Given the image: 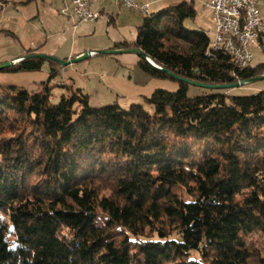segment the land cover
<instances>
[{
  "label": "trees",
  "instance_id": "16d2710c",
  "mask_svg": "<svg viewBox=\"0 0 264 264\" xmlns=\"http://www.w3.org/2000/svg\"><path fill=\"white\" fill-rule=\"evenodd\" d=\"M196 14L189 2L151 12L114 49L206 84L264 75V62L210 57L207 31L185 25ZM48 63L35 91L0 83V264H264V92L190 98L139 56L147 76L179 89L96 108L55 85L63 67Z\"/></svg>",
  "mask_w": 264,
  "mask_h": 264
},
{
  "label": "crops",
  "instance_id": "0c3cea01",
  "mask_svg": "<svg viewBox=\"0 0 264 264\" xmlns=\"http://www.w3.org/2000/svg\"><path fill=\"white\" fill-rule=\"evenodd\" d=\"M15 1L4 6L0 11L2 14L0 24H3L1 31L5 35L12 32L19 40L21 39L19 36H23L24 41L21 51L1 58L0 63L17 62L27 56L29 50L62 60L91 52L92 56L86 61L63 68L58 76L60 78L58 83L62 87L66 85L83 90L90 96L91 105L96 108L112 104L120 99L139 102L145 94L147 97L149 91L163 88L155 79H149L139 68V56L136 54H94L97 51L114 50L115 45L132 41L129 37L134 36L133 27L140 26L145 18L139 11L129 10L115 0H100L93 7L100 13V18L94 23L77 24L71 9L72 0ZM137 2L151 4L152 13H154L170 4L181 2L193 3L195 9L197 5L205 8L208 0H137ZM257 2L264 15V0H257ZM63 9L67 11L62 13ZM137 15L143 16V19L140 20ZM18 17H20L19 21H17ZM13 20L16 22L12 23ZM207 23L213 27L210 12ZM128 26H130L129 30H127ZM196 29L207 31L202 27ZM207 33L211 37L213 30ZM136 36L137 32H135V38ZM44 66L43 70L38 72L0 73V83L35 91L39 88V84L49 79L50 65L46 68ZM135 74L139 79L134 81ZM12 76H18L19 82L12 81L10 79ZM61 90L63 93L64 90Z\"/></svg>",
  "mask_w": 264,
  "mask_h": 264
},
{
  "label": "built area",
  "instance_id": "2783aa9c",
  "mask_svg": "<svg viewBox=\"0 0 264 264\" xmlns=\"http://www.w3.org/2000/svg\"><path fill=\"white\" fill-rule=\"evenodd\" d=\"M14 1L10 0L9 4ZM98 1L72 0L77 24L94 23L100 18V13L93 9ZM115 1L129 10L139 11L145 17L150 16L151 4H139L137 0ZM205 8L211 14L214 27L210 57H217V48H227V56L231 60H239L238 68L249 67L255 51L264 50V15L257 0H208Z\"/></svg>",
  "mask_w": 264,
  "mask_h": 264
},
{
  "label": "rangeland",
  "instance_id": "374dc122",
  "mask_svg": "<svg viewBox=\"0 0 264 264\" xmlns=\"http://www.w3.org/2000/svg\"><path fill=\"white\" fill-rule=\"evenodd\" d=\"M17 1H19V0H16L15 2H17ZM6 6H8V4ZM18 6H20V5L18 4ZM72 8H73V6H72ZM155 8H157V7H155ZM196 9H197V14H196L195 19L194 20L190 19V20L186 21V23H185L186 27L189 29H192V30L196 29L198 27H202V28H205L207 31H209V30L214 31V27H212V25L207 23V21H209L208 10L207 9L205 10V8H203V7H199V5L196 6ZM63 10H65V12L67 11V9H63ZM72 12H73V9H72ZM128 13H129V15H131L130 12H128ZM1 16H2V14H0V19H1ZM137 16L140 18V20L143 19V16H140V15H137ZM19 19H20V17L17 18V21H19ZM15 22L16 21H14V20L12 21V23H15ZM2 26H3V24H0V59L7 56V55L17 54L19 51H21L22 43L24 41L23 36H19V38H21L20 40L16 39L14 37V35L12 34V32H9L5 35L1 31ZM130 26L127 27V30H129L128 28H130ZM137 26L139 27V25H137ZM137 26L133 27L134 29H132V32L134 30V33H133L134 36L129 37L132 40L135 39V32H137ZM263 62H264V52L256 50L255 54H254V59L251 63V66H257L258 64L263 63ZM45 64L49 65L48 61ZM47 65H45L44 68H46ZM24 73H26V72H24ZM137 73H139V72H137ZM4 74H7V73H4ZM147 77H149V76H147ZM10 79L12 81L19 82L18 76L17 77L12 76ZM138 79H139L138 75L135 74L134 75V81L138 80ZM149 79H155V78L149 77ZM59 80H60V78L57 77L54 80V83H55V85L62 86L58 83ZM155 80L159 84H161V86H163V88H161L163 90L175 92L179 89V83L177 81H173L170 79H155ZM67 87H70V86H67ZM153 92L154 91H149L147 97H150ZM216 92L224 93L228 97L252 96V95L258 94L260 92H264V80H261V81H258V82H255V83H252L249 85H245V86H242L239 88L229 89V90H208V89H204V88H200V87H196V86H192V85H189V87H188V96L190 98H195V97H199V96H203V95H207V94H211V93H216ZM53 93H54V97L52 98V101L54 103H57L60 96L62 95V90H61V88L56 87L54 89ZM84 93H86V92H84ZM143 96H144V94H143ZM144 98H146V94L143 98H140L139 102H135V101L130 102V101H125L123 99L122 100L120 99V100H115V102H113V103H116L123 108H128L133 103L145 104ZM105 193H109V192L105 191Z\"/></svg>",
  "mask_w": 264,
  "mask_h": 264
},
{
  "label": "water",
  "instance_id": "95a60500",
  "mask_svg": "<svg viewBox=\"0 0 264 264\" xmlns=\"http://www.w3.org/2000/svg\"><path fill=\"white\" fill-rule=\"evenodd\" d=\"M94 54H101V55H117V54H136L137 56H141L143 57L147 62H149L154 68L163 71L164 73H166L167 75H169L170 77H172L173 79L183 82L185 84L188 85H192V86H196V87H200V88H204V89H208V90H229V89H234V88H239L245 85H249L261 80H264V75L262 76H258L249 80H244V81H238L236 83H232V84H226V85H214V84H206V83H201V82H197L194 80H190V79H186V78H182L170 71H168L167 69L161 68L156 66L151 60L150 58L141 50H125V49H114V50H104V51H97ZM90 56H92L91 52H87L84 55H81L79 57H75L69 60H62L59 59L57 57L54 56H50V55H45V54H33V55H27L23 58H37V59H43V60H48V61H53L57 64H59L61 67L65 68L80 62H84L86 61ZM20 61V60H19ZM19 61H8L5 63H0V71L10 68L12 66H14L16 63H18Z\"/></svg>",
  "mask_w": 264,
  "mask_h": 264
},
{
  "label": "bare ground",
  "instance_id": "6f19581e",
  "mask_svg": "<svg viewBox=\"0 0 264 264\" xmlns=\"http://www.w3.org/2000/svg\"><path fill=\"white\" fill-rule=\"evenodd\" d=\"M9 3H10V0H4V2H0V9H2L4 6H6ZM151 12H152V10H151ZM211 49H212V42L210 43L208 51H207V54L209 56L211 53ZM217 53H223V54L227 55V48H217ZM211 59H213V58H211ZM233 62L239 67V60H233Z\"/></svg>",
  "mask_w": 264,
  "mask_h": 264
}]
</instances>
